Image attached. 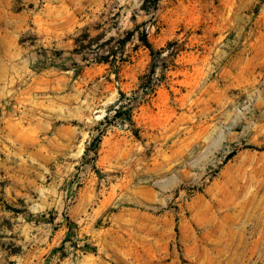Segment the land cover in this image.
I'll return each instance as SVG.
<instances>
[{"label":"rangeland","instance_id":"obj_1","mask_svg":"<svg viewBox=\"0 0 264 264\" xmlns=\"http://www.w3.org/2000/svg\"><path fill=\"white\" fill-rule=\"evenodd\" d=\"M144 1L0 0V264H264V0Z\"/></svg>","mask_w":264,"mask_h":264},{"label":"trees","instance_id":"obj_2","mask_svg":"<svg viewBox=\"0 0 264 264\" xmlns=\"http://www.w3.org/2000/svg\"><path fill=\"white\" fill-rule=\"evenodd\" d=\"M155 2H156V0H145V1H144V7H145V8H148V7H154ZM149 4H150L151 6H148ZM138 39L141 41V43H142L145 47H147V48L149 49V51H150L151 54L157 53V51H155V50L153 49L152 45H151L150 42L148 41L145 32H141V34H139V36H138ZM153 70H154V66L152 65L150 71L153 72ZM147 89H151V87H147L145 91H147ZM144 93H146V92H144ZM119 94H120V96H123V95H124V93H123L122 91H119ZM114 112H115V114H116V113L118 112V110H115Z\"/></svg>","mask_w":264,"mask_h":264}]
</instances>
